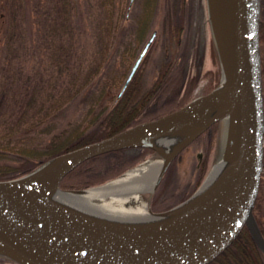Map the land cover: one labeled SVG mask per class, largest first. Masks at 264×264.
Listing matches in <instances>:
<instances>
[{
	"label": "water",
	"instance_id": "obj_1",
	"mask_svg": "<svg viewBox=\"0 0 264 264\" xmlns=\"http://www.w3.org/2000/svg\"><path fill=\"white\" fill-rule=\"evenodd\" d=\"M206 3L220 82L177 109L61 153L25 175L0 180V255L20 264H208L244 225L264 254V234L254 214L264 159L261 0ZM155 36L153 31L144 43L122 90ZM215 123H222L227 140L223 170L206 184L219 157L192 194L167 209H150V223L102 218L56 201L61 191L108 202L117 195L151 194L178 153ZM127 147H148L162 157L153 183L135 175L105 191L95 188L123 176L83 188L60 186L83 161Z\"/></svg>",
	"mask_w": 264,
	"mask_h": 264
},
{
	"label": "rangeland",
	"instance_id": "obj_2",
	"mask_svg": "<svg viewBox=\"0 0 264 264\" xmlns=\"http://www.w3.org/2000/svg\"><path fill=\"white\" fill-rule=\"evenodd\" d=\"M73 2L76 4V13L72 18L73 38L75 39L73 55L77 64L82 60L81 58H89L94 50L95 34L100 31L99 23L104 12L101 0H73ZM184 2L186 10L182 19L183 28L178 31L180 34L179 42L176 41V27L178 26L175 22L178 21L179 15L183 14L179 10L181 0H158L146 36L139 47L133 50V56H130L131 61L128 68L133 64L151 33L156 31V36L149 47L150 50L147 51L136 71V79L131 85L134 91H132L133 94L143 93L144 90L150 88L158 77L163 64L170 62L168 63L170 71L167 72V79L162 83L163 86L156 97L145 108L143 114L144 117L146 116L145 120L162 115L177 105H180L177 107L179 108L194 97L207 93L221 79V66L210 35L211 29L206 0H184ZM55 5L54 0H0V96L2 95L4 98L0 99V111H13L19 106V103L16 102H20L19 100L22 98H25L24 101L27 99L31 91L32 80L29 79V74L37 77L40 71L49 70L47 54L39 51L37 47V29L42 19L44 20L52 12ZM261 5V26L263 22L264 32V0H261ZM140 6L141 0H115L114 13L116 16L117 14L120 15L119 28L108 59V65H104L95 80L64 105L55 119L56 131H67L77 123H83V126H85L89 118L85 117V113L89 105L90 95L98 92L99 88L101 89V80L104 77L106 79L108 74L115 73L113 71L116 67L118 68L115 76L121 75L125 71L124 64L119 65V52L131 44L132 41L133 46L138 42L133 33L135 27L133 17L139 13ZM12 16H14L13 20H11ZM12 22L15 23L13 26V40L8 47L7 37ZM260 44L264 97V33L263 37L260 33ZM12 47L16 48V56L10 51ZM26 47L29 51L26 50ZM11 55L13 58L9 57ZM126 70V73H128L129 70ZM66 76H64V79L67 78ZM118 90L119 86L114 88V86L108 84V88L101 96L98 105H96V110H105V107L107 110L116 101ZM103 116H105V113L100 115L98 122ZM94 125H91L89 129H92ZM25 133L33 136L35 142L47 141L51 135L36 130ZM212 137L214 138L213 143ZM224 140L225 136L222 130H219L217 124H213L178 153L166 169L161 182L153 193H144L139 203L130 198L124 203L125 206L135 208L137 204L142 202L147 204L148 210L159 211L181 202L197 189L201 183L194 189L195 183L202 182L211 166L219 159ZM161 159L162 157L148 147L117 149L83 161L82 163H85L83 166H86L76 168L77 170L74 168L70 171V174L68 173L69 175L67 174L61 180L60 186L70 189L103 184L118 176H124L128 171L138 168L142 164ZM205 159L208 164L203 169V160ZM0 162L15 163L16 161L14 158H10L0 160ZM81 179L90 181L80 186L78 184H75L78 186L72 185V183H80L79 180L81 181ZM154 197H157V199L153 204L151 198ZM255 206L254 209L257 214L254 213L255 217H258V223H261L264 228V159ZM8 259L6 261H10ZM11 261L18 263L12 259Z\"/></svg>",
	"mask_w": 264,
	"mask_h": 264
},
{
	"label": "trees",
	"instance_id": "obj_3",
	"mask_svg": "<svg viewBox=\"0 0 264 264\" xmlns=\"http://www.w3.org/2000/svg\"><path fill=\"white\" fill-rule=\"evenodd\" d=\"M54 1L56 5L53 6L52 12L44 20L42 19L37 29V47L39 51L47 54L49 58L47 62L49 70L44 69L45 72L44 70L40 71L37 77L29 74V79L31 78L32 80L30 79L31 91L27 99L24 101L25 98H22L19 100L20 102H16L19 103V106L13 111H0V160L14 158L16 161L15 163L0 162V179L20 176L33 170L54 155L107 137L132 124L145 120L146 116H143L145 108L156 97L158 91L163 86L162 83L167 79V72L170 71V65L168 64L170 62L166 60L168 63L163 64L160 68L159 75L150 88L140 94H133L134 91L131 88L137 76L135 73L136 75L132 77L125 90L119 94L124 79L128 74L126 73V69L129 70L131 68H128L131 61L130 56H133V50L139 47L146 36L158 2V0H141L140 11L133 17L135 24L133 33L138 42L133 46L132 41L131 44L119 52V65L123 63L125 71L121 75L115 76L118 68L116 67L113 71L115 73L108 74L106 79L104 77L101 80V89L99 88L98 92L90 95L89 105L85 113V117L89 118L85 126H83V123H77L67 131H56L55 119L64 105L95 80L104 65H108V59L119 28L120 15L117 14L116 16L114 13L115 0H101L104 13L99 23L100 31L95 32V48L89 58L83 59L80 57L82 60L76 64L73 55L75 39L73 38L72 20L76 13V4L73 0ZM184 5V0H181L179 10L183 14H180L178 21L175 22L178 26L176 27L177 42L180 40L178 31L180 28H183L182 19L186 10ZM13 18L14 16H12L11 20ZM14 24L12 22V27L7 37L8 47L13 40ZM168 25L171 26L170 24ZM260 33L261 37H263V22L260 27ZM210 35L213 42L212 34ZM26 50L29 51L27 47ZM10 51L16 56V48L12 47ZM9 57L13 58L12 55ZM64 76L67 78L64 79ZM108 84L114 86V88L119 86L116 94L117 99L107 110L105 107V110L97 111L96 105H98L97 103L101 100V96L108 88ZM0 99H4L2 95ZM178 106L180 105L168 110V112ZM102 113H105V116L98 122ZM93 124H95L94 127L89 129ZM217 125L221 131L223 127L222 123H218ZM30 130L42 131L45 134L50 133L51 135L47 141L35 142L36 140L33 136L25 133ZM213 139L212 137V143ZM203 161L202 168L205 169L208 163L206 159ZM84 164L82 163L76 168L79 169L81 166L84 168L86 166H83ZM88 181L90 180L81 179V181L79 180L80 183H72V185L78 184L80 186L86 184ZM200 183V181L196 182L194 189ZM151 199V202L154 204L157 197ZM254 213L256 214L255 209ZM256 218L259 222L257 216ZM259 225L264 234L263 226H261V223ZM208 264H264V254L252 238L247 226L244 225L233 242Z\"/></svg>",
	"mask_w": 264,
	"mask_h": 264
},
{
	"label": "bare ground",
	"instance_id": "obj_4",
	"mask_svg": "<svg viewBox=\"0 0 264 264\" xmlns=\"http://www.w3.org/2000/svg\"><path fill=\"white\" fill-rule=\"evenodd\" d=\"M262 6V5H261ZM262 8V7H261ZM150 50V49H149ZM169 136H166L168 138ZM181 138V136L179 137ZM179 138H173L178 141ZM165 139V138H164ZM173 142H176L174 141ZM226 141L220 153L219 162L216 164V168L209 176L206 184L214 182L215 179L219 176L220 172L223 170V166L226 164L228 153L226 151ZM163 142V141H161ZM160 143V142H159ZM169 147H173L169 145ZM128 151V150H127ZM162 160L152 161L147 164H142L138 168L128 171L122 178L112 181L108 184H105L101 187L95 188L98 191H105L109 187L118 186L123 183L131 182L134 176L138 175V177L142 176L144 179H148V183H153V180L156 178ZM147 188V187H144ZM130 198H133L135 201L140 202L141 195L138 193L126 196V195H117L114 196L111 201H100L94 200L93 198L84 195L83 193L76 192H67L61 191L56 195V201H60L69 205H77L79 209L84 210L87 214L97 215L99 217L105 218L108 216L115 217L114 219L122 220V221H139V222H152L154 219H151L153 215L147 208V204L140 203L137 204L135 208H128L125 206V202H127ZM109 203V204H108ZM131 204V203H130Z\"/></svg>",
	"mask_w": 264,
	"mask_h": 264
},
{
	"label": "flooded vegetation",
	"instance_id": "obj_5",
	"mask_svg": "<svg viewBox=\"0 0 264 264\" xmlns=\"http://www.w3.org/2000/svg\"><path fill=\"white\" fill-rule=\"evenodd\" d=\"M124 150H127V149H124ZM6 259H7L6 257L0 255V264H19V263H16V262H12L11 260L10 261H6Z\"/></svg>",
	"mask_w": 264,
	"mask_h": 264
}]
</instances>
